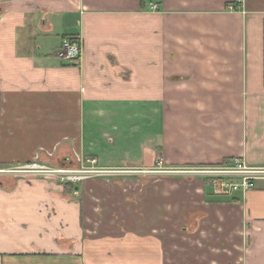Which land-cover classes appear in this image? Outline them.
Returning a JSON list of instances; mask_svg holds the SVG:
<instances>
[{"label": "crops", "instance_id": "obj_1", "mask_svg": "<svg viewBox=\"0 0 264 264\" xmlns=\"http://www.w3.org/2000/svg\"><path fill=\"white\" fill-rule=\"evenodd\" d=\"M0 146L264 168V0H0ZM1 180L0 264H264V179L231 196L186 174Z\"/></svg>", "mask_w": 264, "mask_h": 264}, {"label": "built area", "instance_id": "obj_2", "mask_svg": "<svg viewBox=\"0 0 264 264\" xmlns=\"http://www.w3.org/2000/svg\"><path fill=\"white\" fill-rule=\"evenodd\" d=\"M153 11H158L157 4L151 6ZM83 52L81 39H65L57 52V58L66 64L78 63ZM77 161L82 168H70L67 165L55 166L36 156L31 162L9 165L0 164V181L2 178L12 177L18 181H30L33 179L42 181L49 186L65 188L67 185H78L93 178L130 177L133 175H176L186 174L201 176L209 179L217 196H231L240 191H248L254 187L257 180L264 179V168H252L242 161L235 160L230 163H222L214 166L198 168L175 169L165 167L164 159L158 157L155 166L150 169L140 168H104L100 166L97 158H79ZM237 181V182H235ZM0 183V190H1Z\"/></svg>", "mask_w": 264, "mask_h": 264}, {"label": "rangeland", "instance_id": "obj_3", "mask_svg": "<svg viewBox=\"0 0 264 264\" xmlns=\"http://www.w3.org/2000/svg\"><path fill=\"white\" fill-rule=\"evenodd\" d=\"M27 142H29V143H32V141H27ZM45 142H46V140H45ZM6 148L5 147H3V146H0V157L2 158V157H4V158H8V157H12V156H19L20 155V148H13L14 150H11V151H9V150H5ZM71 160H73V161H71V162H67V161H61L60 163H51L52 165H55V166H61V165H67V166H69L70 168H82V165H80V163L76 160V158L75 157H73V158H71ZM75 160V161H74ZM47 163H50V162H47ZM2 166H6V167H8L9 165L8 164H1ZM12 178V177H11ZM207 182L209 181V179H207V178H204ZM235 182H237V181H235ZM210 185V184H209Z\"/></svg>", "mask_w": 264, "mask_h": 264}, {"label": "trees", "instance_id": "obj_4", "mask_svg": "<svg viewBox=\"0 0 264 264\" xmlns=\"http://www.w3.org/2000/svg\"><path fill=\"white\" fill-rule=\"evenodd\" d=\"M142 1V6H144V1L145 0H141ZM78 37L77 36H65L63 40L65 39H75ZM65 64V63H64ZM32 160H29V161H23V162H8V161H5V162H0V164H10V165H13V164H20V163H27V162H31ZM226 163H229V162H226ZM68 186V185H67Z\"/></svg>", "mask_w": 264, "mask_h": 264}]
</instances>
